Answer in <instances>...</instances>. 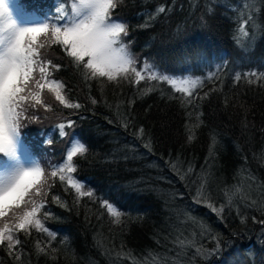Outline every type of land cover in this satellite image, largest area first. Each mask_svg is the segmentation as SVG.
<instances>
[{
    "label": "trees",
    "instance_id": "obj_1",
    "mask_svg": "<svg viewBox=\"0 0 264 264\" xmlns=\"http://www.w3.org/2000/svg\"><path fill=\"white\" fill-rule=\"evenodd\" d=\"M24 1L30 10L48 6L47 14H55L54 0ZM160 6L165 13L157 14ZM247 11L256 18L244 38L238 29ZM112 15L128 25L125 40L138 67L194 76L201 84L187 97L148 79L147 71L139 84L134 77L85 81L61 46L41 50L62 66L53 78L82 107L65 108L45 91L52 111L34 110L39 119L23 121L24 141L47 172L65 160L73 138L85 143L88 152L74 158L71 175L93 195L79 197L55 179L42 210L50 214L43 222L55 239L35 230L21 234L23 264H191L195 244L212 239L213 257L230 256L228 247L241 238L258 239L241 264H263L264 226L252 219L258 211L240 198L229 205L225 193L241 177L250 178L251 189L264 184V79L249 83L244 76L264 72V0H122ZM238 39L252 43L242 47ZM69 120L73 126L62 138L57 125ZM190 129L198 135L191 142ZM202 182L206 200L196 203ZM103 200L121 211L120 224L101 207ZM208 202L224 204V212H213ZM37 241L55 251L38 254ZM0 264H18L3 246Z\"/></svg>",
    "mask_w": 264,
    "mask_h": 264
},
{
    "label": "snow or ice",
    "instance_id": "obj_2",
    "mask_svg": "<svg viewBox=\"0 0 264 264\" xmlns=\"http://www.w3.org/2000/svg\"><path fill=\"white\" fill-rule=\"evenodd\" d=\"M122 0H60L56 6L55 15L37 23L24 24L15 17L11 5L7 0H0V246L8 249L9 254L18 264H23L21 234L30 236L32 231L48 233L52 239L55 234L50 232L43 222L50 214L43 212L47 202V195L51 191L52 183L59 179L75 190L79 197L89 196L91 191H84V185L71 175L77 171L74 158L85 156L88 148L85 143L73 138L65 160L53 170L47 172L35 158H29L23 150L24 141L21 137L22 123L26 119L38 120L34 110L42 108L52 111V105L44 97L45 91L54 94L55 101L65 108L79 109L80 103L71 102L65 91V84L53 78L55 72L60 71L61 65L47 59L42 49L59 45L67 57L71 58L73 66L81 73L85 81L106 78L109 82L120 83L128 80L139 84L145 80V71L148 79L166 82L178 92L187 97L193 96V89L201 81L197 79H175L167 75H158L151 66L145 64L138 67L137 58L130 51V45L123 37L128 35L126 22L113 19V11ZM166 7L160 6L157 14L166 12ZM154 16L150 17L153 19ZM252 16L243 19L238 32L244 37L249 36L246 28ZM54 21V22H53ZM242 47H248L252 41L237 40ZM248 82L264 79V72L244 74ZM242 74L235 75L239 81ZM151 89H149L150 91ZM207 95V93L205 94ZM191 103V100L187 101ZM92 103L97 101L92 99ZM73 121L57 125L59 136L65 137L69 133ZM127 127V124H125ZM187 137L191 142L195 136L189 130ZM138 135H144V129H138ZM51 143V141H49ZM150 149V142L145 144ZM175 168V165H172ZM192 172V169H188ZM184 177L182 176L181 179ZM204 183L197 189L195 202L206 200L202 194ZM228 204H232L233 197L247 200L249 206L258 203L249 193L237 187L234 192L225 193ZM53 201L60 203L58 196ZM61 206H66L61 204ZM207 206L217 214L223 213L225 205L208 202ZM101 207L114 218L113 223L120 224L122 213L107 200L101 201ZM253 221L264 226V219ZM244 223L245 219L242 218ZM214 239H216L214 237ZM181 245L185 241H179ZM188 243H193L188 241ZM38 254L54 252L49 244L35 245ZM219 241L217 240V249ZM215 251V250H213ZM197 254H203L202 247L196 248ZM211 254V253H208Z\"/></svg>",
    "mask_w": 264,
    "mask_h": 264
},
{
    "label": "bare ground",
    "instance_id": "obj_3",
    "mask_svg": "<svg viewBox=\"0 0 264 264\" xmlns=\"http://www.w3.org/2000/svg\"><path fill=\"white\" fill-rule=\"evenodd\" d=\"M204 134H205V138H207L208 140L212 138L213 142L218 141L216 137L213 136L212 133H209L208 131L204 132L203 130V132H201V135H204ZM194 136L196 137L198 135H194ZM249 179H250L249 177H241V178L234 180L232 182L233 185L232 186L230 185V189H228L229 194H231V192H234L237 187H240L243 192L249 193L253 199L258 201V203L254 206H249V202L247 200L241 199V201L243 200L244 205L248 209H256L258 211L257 215L264 218V198H259L261 194L264 195V184H259L258 186L256 185L257 186L256 188L251 189L248 186L249 182H247V180ZM233 198L237 199V198H240V196L237 195V196H234ZM233 202H236V200L234 199ZM257 215L253 217H257ZM257 226H262V225L257 224ZM256 241H258L257 238H250V239L241 238L239 241L235 239L234 242L236 246L231 247L230 245L228 247V250L233 255L231 254L230 256H227L228 253H225V254H221L220 257H213L214 241L212 239H207L206 241L202 243L200 242V243L195 244V250L192 254L193 262L191 264H241V261H244V257L248 256L249 254L253 252V248L256 246L255 244ZM198 247H202L203 254L196 253V248ZM208 253H211V254H208Z\"/></svg>",
    "mask_w": 264,
    "mask_h": 264
},
{
    "label": "rangeland",
    "instance_id": "obj_4",
    "mask_svg": "<svg viewBox=\"0 0 264 264\" xmlns=\"http://www.w3.org/2000/svg\"><path fill=\"white\" fill-rule=\"evenodd\" d=\"M7 2L11 5L12 7V10L14 11L15 13V17L18 18L22 23L24 24H33V23H37V22H40L42 21L44 18H45V15H47L49 17V19H51L55 14H47L49 13L48 11H50V8L48 9H45L47 8L48 6L46 7H39L37 8V10L33 9V10H30L27 6V3L24 1V0H7ZM60 3V0H54V11H51V12H54L55 13V9H56V6ZM51 7V5L49 6ZM48 10V11H47ZM251 15L252 16V20L250 21L249 23V27L252 28V25L255 23L254 20H255V16L253 15V12L252 11H247L246 12V16H245V19ZM246 30L248 31V27L246 28ZM124 41L126 42L125 40V37H123ZM127 43V42H126ZM131 51V50H130ZM175 79H183V78H190V79H197L195 78L194 76H185V77H173ZM22 129V127H21ZM21 137L24 141V137H23V134H22V131H21ZM23 150L24 152L26 153V155L29 157V158H35L36 161H38L42 167L43 164L39 158V156H37L36 154H34L32 151H31V148L28 144H26V142L24 141V144H23ZM84 190H86V188L84 187L83 188Z\"/></svg>",
    "mask_w": 264,
    "mask_h": 264
}]
</instances>
